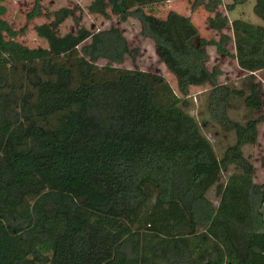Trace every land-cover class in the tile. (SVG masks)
<instances>
[{
    "label": "trees",
    "instance_id": "trees-1",
    "mask_svg": "<svg viewBox=\"0 0 264 264\" xmlns=\"http://www.w3.org/2000/svg\"><path fill=\"white\" fill-rule=\"evenodd\" d=\"M172 1L93 0L89 12L138 21L182 97L159 74L119 67L139 56L121 29L61 36L76 12L61 9L35 28L48 48L29 49L0 0V264H264V185L243 154L264 117L228 116L233 98L264 112L255 77L264 71V26L238 19L230 37L222 1L195 0L192 12L213 16L217 41L176 11L166 19L146 11ZM254 14L264 22V0ZM41 16L37 3L29 20ZM210 47L250 74L247 94L220 85ZM205 86L213 120L235 137L221 159L184 110L190 88Z\"/></svg>",
    "mask_w": 264,
    "mask_h": 264
},
{
    "label": "rangeland",
    "instance_id": "rangeland-1",
    "mask_svg": "<svg viewBox=\"0 0 264 264\" xmlns=\"http://www.w3.org/2000/svg\"><path fill=\"white\" fill-rule=\"evenodd\" d=\"M93 0H2L7 12L4 20L7 21L16 31L24 30L20 33L17 41L29 49H47V43L39 39L35 28L42 24L50 23L55 20V14L61 9L75 10L74 16L67 19L59 29L61 36L69 33L76 34L79 29L86 28L91 32H99L109 30L111 27L121 29L125 38L127 39L131 49H137L139 56L136 60L130 57L125 59L123 65L119 66L122 69L140 70L144 72L156 73L163 76L174 92L182 97L177 88L176 78L168 71L164 64L159 62V58L155 52L154 43L141 36V25L138 21L130 19L125 23H121L119 18L111 17L107 20L97 15H92L89 12V7ZM208 1V0H206ZM222 6L218 11L227 16L230 21V27L225 31V35L233 37L231 24L233 21L242 19L245 22L255 26H264V22L254 14V7L256 0H250L243 6L238 7L234 12H229L227 6L233 3V0H221ZM195 0H178L166 2L155 5L146 9L155 17L159 19H166L171 11H176L183 16H192V19L197 26L201 36L207 39L220 40V35L211 30L207 24V18L213 17L205 12L202 7H199L195 12H192L191 6ZM39 3L42 9V16L34 20H29V15ZM217 35V37H216ZM88 41L86 44H89ZM228 50L235 56L234 43L228 46ZM210 61L207 64L208 68L212 70L218 67L222 71V76L219 79L221 86H227L230 90L236 89L248 93L250 74L242 71L235 58L219 56L214 47L208 49ZM106 61H101L99 66H105ZM256 82L261 85L264 92V71L255 74ZM209 90L208 86L205 87H192L189 91V96L186 98V105L184 110L193 116L199 123L203 134L211 142L218 158H222L225 150L235 142L233 133L225 132L216 121L213 120L209 113ZM228 116L233 121L245 124L253 116L254 118H263L264 112L250 114L245 108L243 100L233 98L228 111ZM244 156L250 159L256 169L255 182L258 185H264V168L262 167V159L264 158V120L258 127V142L254 147H246L243 152ZM231 174V173H230ZM222 178L225 183L228 175ZM215 190L209 194L210 199L215 201ZM263 219L264 231V206L261 209Z\"/></svg>",
    "mask_w": 264,
    "mask_h": 264
},
{
    "label": "crops",
    "instance_id": "crops-1",
    "mask_svg": "<svg viewBox=\"0 0 264 264\" xmlns=\"http://www.w3.org/2000/svg\"><path fill=\"white\" fill-rule=\"evenodd\" d=\"M186 17H190L191 19H192V16L190 15V16H186ZM193 20V19H192ZM218 34V33H217ZM220 35V34H219ZM216 37H217V35H216Z\"/></svg>",
    "mask_w": 264,
    "mask_h": 264
}]
</instances>
